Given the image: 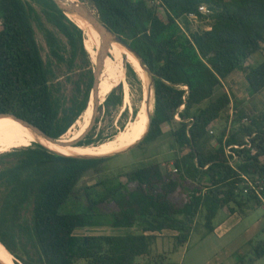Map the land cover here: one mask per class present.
<instances>
[{
    "label": "trees",
    "instance_id": "obj_1",
    "mask_svg": "<svg viewBox=\"0 0 264 264\" xmlns=\"http://www.w3.org/2000/svg\"><path fill=\"white\" fill-rule=\"evenodd\" d=\"M88 1L154 73V111L137 147L161 139L163 126L171 125L173 168L148 163L89 184L83 183L85 177L111 157L65 155L37 142L2 146L0 242L16 264H163L165 253L154 252L163 231L175 232V251L187 243L197 215L204 213L212 232L221 208L243 214L264 205V189L261 196L245 193L242 177L264 185V112H250L225 89L215 95L238 70L250 96L264 90V59L248 63L254 54H264V0ZM201 5L210 13H201ZM191 12L196 20L188 17ZM37 28L48 46L47 58ZM84 42L96 50L53 0H0V113H13L52 137L64 135L93 99L95 64ZM110 51L119 59L112 46ZM126 73L129 83L134 80L142 90L129 62ZM146 99L143 89L142 116ZM123 102L120 83L99 107L110 125L116 126V117L122 125L128 116ZM231 103L238 113L229 125L225 112ZM98 122L97 117L81 145H97L115 134L104 137L102 129L96 135ZM77 130L68 131L65 140L70 142ZM226 146L238 156L235 167ZM101 226L135 230L75 233ZM248 249L252 257L246 260L244 251L236 264L264 259V238L249 241Z\"/></svg>",
    "mask_w": 264,
    "mask_h": 264
},
{
    "label": "rangeland",
    "instance_id": "obj_2",
    "mask_svg": "<svg viewBox=\"0 0 264 264\" xmlns=\"http://www.w3.org/2000/svg\"><path fill=\"white\" fill-rule=\"evenodd\" d=\"M88 3L96 12L95 8L91 5L88 0H83ZM198 25V22H194ZM49 27H51L48 24ZM38 30V28H37ZM38 40L42 48V53L45 58H47L49 49L44 39L41 31H37ZM92 41V38H88ZM93 42V41H92ZM94 43V42H93ZM87 51L89 52L93 62L95 63L98 55V48L92 51L89 44L84 42ZM120 47V46H119ZM110 59L104 60V66L101 73V78L99 82V94H101L113 81V79L122 70V75L118 76L114 82V86L122 83L124 91V102L123 109H128V116L122 121V125L118 121V117L114 119V125H110V121H106L103 112H99L97 117L99 122L96 128L95 134L102 129H104L103 136L108 137V135L115 133L111 138L106 139L105 142L115 139L122 131L127 130L132 121H134L137 115H134V106H140L143 94V86L146 84L148 89L152 90L153 96L150 103V112L153 113L154 109V82L150 75L144 70L146 74V79H142V90L139 89V85L131 80L129 83V78L126 73V64L129 62L126 58L118 59L115 55L109 51L108 56ZM264 59V54L259 52L254 54L250 60L249 64H257ZM121 60V61H120ZM138 74V73H137ZM139 76V74H138ZM141 79V77H139ZM146 80V81H145ZM128 87L129 99H125L126 85ZM229 91L234 95V101H240L244 104L250 112L261 113L264 112V90L254 96H250L248 93L247 83L244 78V73L241 70L235 71L229 80L224 83L222 87H219L215 92L218 95L223 90ZM214 95V96H215ZM102 102V101H101ZM230 108V107H229ZM93 111V104L89 108L90 117L86 128L88 127ZM230 115V109L225 112V116ZM144 117V115L142 116ZM82 116H80L76 122L68 129L70 131L73 127L78 126V130L75 132L74 136L77 135L80 127L82 126ZM223 122L220 121L219 123ZM229 124V121H228ZM230 125V124H229ZM171 125L165 124L163 126L164 135L161 139H158L150 144H144L141 147H137L138 143L133 145L132 148L125 147L122 152L116 153L117 151L100 154L102 156L111 157L106 161L101 170L98 172H90L84 179L83 183L94 184L102 178L112 177L118 173H123L135 167L143 166L148 163H160L163 169L167 167L173 168L172 166V153L170 152V143L172 141L171 135L169 134ZM68 131L61 136L59 142L70 144L65 140ZM95 135V136H96ZM93 145V144H90ZM98 145V144H97ZM128 148V149H127ZM120 149V150H123ZM51 150V149H50ZM54 151V150H53ZM70 209L75 208L74 205L70 204L68 206ZM255 207V206H254ZM252 207L246 209L243 214L239 211L235 213H230L228 208H221L215 218L213 219L214 230L210 232L206 226V217L204 213L197 215L194 227L190 237L182 247L173 251L174 231L165 230L161 234H158V238L154 245V252L165 253L166 257L162 261L163 264L175 263V264H236L238 259L243 256L242 253L245 251L246 260L249 259L251 253L249 252L248 246L249 241L252 239L260 240L264 238L262 228L264 226V205L257 207ZM65 209V207H64ZM131 228H114L111 226H101V227H83L76 229V234H127L129 231H134ZM244 252V253H245ZM252 257V256H251ZM253 264H264V259H259L257 261L251 260ZM243 264V263H242Z\"/></svg>",
    "mask_w": 264,
    "mask_h": 264
},
{
    "label": "bare ground",
    "instance_id": "obj_3",
    "mask_svg": "<svg viewBox=\"0 0 264 264\" xmlns=\"http://www.w3.org/2000/svg\"><path fill=\"white\" fill-rule=\"evenodd\" d=\"M70 16L83 29L85 41H86V36L90 39L92 38V41L94 42V43L92 42L93 45L95 44L99 50L101 46L100 33L94 27L81 20L79 17H76L74 15H70ZM111 46L117 52L119 59L126 58L129 61V63L132 64V66L139 74V77H141V81L142 79H146V74L144 72L145 69L143 68L140 61L131 52H129L124 46L116 42H112ZM120 75H121V70L120 73L113 79L111 84L101 94H99L101 101H103L106 95L112 90V88L115 85L114 84L115 80ZM143 88L145 90L146 98H147L146 99L147 105L143 119L141 120L142 103L140 102L136 119L131 122L127 130H125L121 135H119L117 138L113 140H109L107 142H103L98 145H77V146L63 142H53L31 131L19 121L2 118L0 119V137H4V138L16 137V138L0 140V147L11 146V145L22 147L37 142L45 145L46 148L64 154H94V155L110 153L123 149L125 148V146L128 147L133 143H135L138 139H140V137L143 135V133L147 128L148 113L151 110L150 101L153 96V93L151 89H148L146 84L143 86ZM91 104H93V99L89 101L88 107L80 115L83 118L82 126L80 127L77 135H75L73 138L70 139V142L76 139L86 129L88 119L91 115L89 114V108ZM3 125H11V126H3ZM0 260L4 264H16L14 256L6 249V247L1 242H0Z\"/></svg>",
    "mask_w": 264,
    "mask_h": 264
},
{
    "label": "water",
    "instance_id": "obj_4",
    "mask_svg": "<svg viewBox=\"0 0 264 264\" xmlns=\"http://www.w3.org/2000/svg\"><path fill=\"white\" fill-rule=\"evenodd\" d=\"M53 1L74 23H76V22L71 18L70 15H74L76 17H79L81 20H83L87 24L94 27L100 33V36H101V46L99 48L97 59L94 63L95 66H94V70H93L94 81H93V87H92V91H91V96H93L92 116H91V120H90L88 127L76 139H74L70 143L71 145L77 146V145H81L80 143L85 139V137L93 129V127L96 123L97 115L99 113V107L102 104V102L105 100V98H104V100L101 102V99L99 97V82H100V78H101L102 69L104 66V60L108 56V52L110 50V46H111L112 42H116V43L121 44L129 52H131L140 61L143 68L147 71V73L153 79V82H154V73L147 67V65L142 60V58L137 54V52L133 49V47L128 42L123 40L120 36H118L116 33H114L112 30H110L103 22H101L98 15L94 11V9L88 3H86L82 0H75V1H73V0H53ZM77 26L79 28H81L78 24H77ZM154 102H155V88H154ZM153 111H154V109H153ZM152 114L153 113H151V112L148 113V124H147V128H146L145 132L143 133V135L135 143L128 146V148H132L133 145L139 143L144 138V136L148 132L149 125H150L151 118H152ZM2 116H9V117L14 118L15 120H17L20 123H22L23 125H25L31 131L37 133L38 135L44 137L45 139H47L49 141L59 142L58 140L60 138L52 137L51 135L46 133L44 130H42L40 127L36 126L35 124H33V123H31L25 119L18 117L17 115H15L13 113H0V117H2ZM124 150L125 149L119 150L116 153L122 152ZM56 152H58V151H56ZM58 153H61V152H58ZM61 154H64V153H61ZM65 155H73V156L86 157V158L87 157H102V155H94V154H65ZM0 264H4V263L0 260Z\"/></svg>",
    "mask_w": 264,
    "mask_h": 264
},
{
    "label": "built area",
    "instance_id": "obj_5",
    "mask_svg": "<svg viewBox=\"0 0 264 264\" xmlns=\"http://www.w3.org/2000/svg\"><path fill=\"white\" fill-rule=\"evenodd\" d=\"M199 11L201 13H204V14L210 13V9L206 5H201L199 7ZM188 17L191 20H196L197 15H196V13L191 12V13L188 14ZM229 109H230L229 124H231L232 121H233V119L237 116L238 110L234 107L233 103H231ZM177 118H179V117L177 116ZM243 121H247V118H244ZM209 132L210 133H213V129L211 127H210ZM247 141H248V139H247ZM247 146L249 147L250 144H248ZM234 147L238 148L239 146L234 145ZM241 147H244V146H241ZM225 154H226V156L228 158V161H229L230 165L232 167H235V165H236L235 162L238 160V156L232 150V146H226L225 147ZM242 177L244 179V192L245 193H248L249 191H254L256 194H258L259 196H261V191L264 189V185H263L262 181L252 180L247 175H242Z\"/></svg>",
    "mask_w": 264,
    "mask_h": 264
},
{
    "label": "crops",
    "instance_id": "obj_6",
    "mask_svg": "<svg viewBox=\"0 0 264 264\" xmlns=\"http://www.w3.org/2000/svg\"><path fill=\"white\" fill-rule=\"evenodd\" d=\"M218 123V122H217Z\"/></svg>",
    "mask_w": 264,
    "mask_h": 264
}]
</instances>
